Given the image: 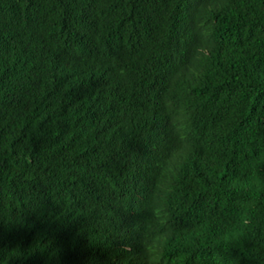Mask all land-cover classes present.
<instances>
[{
    "label": "trees",
    "instance_id": "16d2710c",
    "mask_svg": "<svg viewBox=\"0 0 264 264\" xmlns=\"http://www.w3.org/2000/svg\"><path fill=\"white\" fill-rule=\"evenodd\" d=\"M262 189L264 0H0V264H264Z\"/></svg>",
    "mask_w": 264,
    "mask_h": 264
},
{
    "label": "clouds",
    "instance_id": "9594fccd",
    "mask_svg": "<svg viewBox=\"0 0 264 264\" xmlns=\"http://www.w3.org/2000/svg\"><path fill=\"white\" fill-rule=\"evenodd\" d=\"M262 190H264V189H262ZM254 203H255V198L253 197V199H252L251 201L248 202L247 207H252V206L254 205ZM241 228H242V229H245V228H247V225H246V224H242V225H241ZM135 248H136V247H133V248L127 250V251L123 254V256H122L123 260H129V258H130V259L133 258V259H132L131 261H127V262H125V261H120L119 264H137V263H136V260H135ZM122 258H121V259H122ZM127 258H128V259H127Z\"/></svg>",
    "mask_w": 264,
    "mask_h": 264
},
{
    "label": "bare ground",
    "instance_id": "6f19581e",
    "mask_svg": "<svg viewBox=\"0 0 264 264\" xmlns=\"http://www.w3.org/2000/svg\"><path fill=\"white\" fill-rule=\"evenodd\" d=\"M190 7H191V6H190ZM188 9H189V8H188ZM190 9H192V7H191ZM184 10H185V9H184ZM187 11H188V10H187ZM189 11H190V10H189ZM202 25H203V24H202ZM202 25H201V26H202Z\"/></svg>",
    "mask_w": 264,
    "mask_h": 264
}]
</instances>
